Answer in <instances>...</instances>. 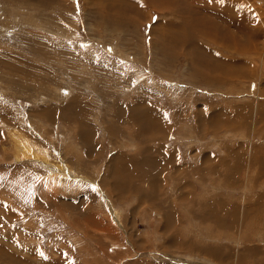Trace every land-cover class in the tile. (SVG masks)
Listing matches in <instances>:
<instances>
[{
    "label": "rangeland",
    "instance_id": "obj_1",
    "mask_svg": "<svg viewBox=\"0 0 264 264\" xmlns=\"http://www.w3.org/2000/svg\"><path fill=\"white\" fill-rule=\"evenodd\" d=\"M246 1L250 19L228 9L252 34L227 50L150 0H0V264H215L208 219L260 264L264 0Z\"/></svg>",
    "mask_w": 264,
    "mask_h": 264
},
{
    "label": "bare ground",
    "instance_id": "obj_2",
    "mask_svg": "<svg viewBox=\"0 0 264 264\" xmlns=\"http://www.w3.org/2000/svg\"><path fill=\"white\" fill-rule=\"evenodd\" d=\"M152 2V6L153 5H157L160 8H162L164 11H169V14H172V15H179V14H182L183 15H186L183 16L184 18V21H183V29H186L187 31H191L195 36H204L205 40H206V37L207 39L210 38L209 40H212V42H215V39L213 36H211L210 34V31L214 30V34L216 31H218V34L220 33L221 35V38H222V42H220V44L222 43L223 45H225L226 47L228 46V48H226L227 50L230 48V46L233 48L232 50H234V48H237V39H239V34H244L248 37H250V34H252L249 30V27L246 26V22L245 21H242V17H233L231 16V11H233L232 9H228L229 5L230 4H233V6L235 7V11L238 12V14L240 12H242L244 14V12H247L246 13V19H250L251 14L253 12H251L250 9H248V1H246V4L244 2V0H237V1H231V0H189V1H193L195 2V6L192 5H189V3L187 4L185 0H183V2L179 1V0H150ZM185 1V2H184ZM156 4H155V3ZM175 5H178V6H182V11H178L180 10V8L177 10V8L175 9ZM158 9V8H156ZM161 9V10H162ZM162 10V12H164ZM160 11V10H159ZM235 14V13H234ZM232 14V15H234ZM237 14V13H236ZM241 15V14H240ZM256 16V15H255ZM249 22V21H248ZM226 24V25H225ZM219 27H220V30H219ZM253 28V27H252ZM254 29V28H253ZM216 30V31H215ZM252 30V29H251ZM254 32V31H253ZM217 34V32H216ZM254 34V33H253ZM176 36V34H175ZM254 36V35H253ZM252 37V35H251ZM255 37V36H254ZM174 37H172L173 39ZM245 39V38H244ZM176 40V39H175ZM240 40V39H239ZM246 40V39H245ZM178 41V40H177ZM176 41V42H177ZM252 41V40H251ZM255 41V39H254ZM252 41V42H254ZM219 41H217L218 43ZM247 43H250L248 40L246 41V46L249 45ZM221 44V45H222ZM245 44V43H244ZM251 44V43H250ZM222 45V46H223ZM240 45V44H239ZM252 46V45H251ZM250 47V46H249ZM249 47H246L245 49H248ZM192 49L193 52L192 53H195L196 54V57H197V60H195V64H199V69L201 71V73L199 75H201L204 79H208L207 81H213L214 78H216V80L222 82V78L219 74V76L217 77H214V73H221V71H223L224 69V65L225 63L222 62V60H217V58H210V56H208V52L210 51L209 48H204L201 44H198L197 42H194L193 41V45H192ZM236 49V50H237ZM241 49V48H240ZM200 50V51H199ZM231 50V48L229 49ZM242 50V49H241ZM250 50V49H249ZM252 50V49H251ZM186 52V50H185ZM203 52L204 54H206L208 56V58H204L207 62V64L204 63V61L202 60L203 59V55L202 53ZM213 52V51H212ZM237 52V51H236ZM188 53V52H187ZM190 53V52H189ZM191 54V53H190ZM194 54V56H195ZM192 56V55H191ZM194 58V57H193ZM192 58V60H193ZM189 59H191L189 57ZM213 60L215 63H210L211 60ZM193 60V61H194ZM233 60V59H231ZM191 61V60H190ZM209 62V63H208ZM230 62H234L233 61H230ZM228 62V63H230ZM218 63V64H217ZM236 64V67L237 69L240 67V63H237V62H234ZM192 64V63H191ZM243 66V65H242ZM194 67V66H193ZM235 66H232L229 70H230V73H234L237 71V69L234 68ZM244 67V66H243ZM242 67V68H243ZM204 69V70H203ZM223 69V70H222ZM245 69V68H244ZM198 70V69H196ZM235 70V71H234ZM248 70V69H247ZM228 71V70H227ZM233 71V72H231ZM238 71H241V70H238ZM198 72V71H196ZM242 72V71H241ZM244 72V71H243ZM246 72V71H245ZM199 73V72H198ZM223 73V72H222ZM227 74V73H226ZM235 74V73H234ZM233 74V75H234ZM238 74H240V72H238ZM244 74V73H243ZM242 74H240V77H241ZM249 75V74H248ZM236 76V75H235ZM239 76V75H238ZM242 77H244V75H242ZM248 77V76H247ZM223 78H226V77H223ZM133 108V107H132ZM135 108V107H134ZM140 109V108H138ZM149 112V111H148ZM126 113V111H125ZM154 113V112H153ZM139 114V113H138ZM146 113H144L145 115ZM134 115V114H133ZM148 116V115H147ZM146 116V117H147ZM145 117V116H144ZM153 119V118H152ZM158 119H161V118H158ZM128 120V119H127ZM147 120V119H146ZM144 121V119H143ZM148 121V120H147ZM150 121V120H149ZM152 121V120H151ZM140 122V121H139ZM153 123H155L154 121H152ZM159 122V121H158ZM157 123V122H156ZM160 123V122H159ZM144 125V124H143ZM153 125V124H152ZM150 126V123L149 125ZM147 127V126H146ZM153 127V126H151ZM150 128V127H149ZM156 126L153 127V129H155ZM162 128V127H161ZM157 129V128H156ZM163 130V129H161ZM259 131V130H258ZM133 132H136L135 130ZM155 132H158V131H155ZM143 133V132H142ZM146 134V133H145ZM156 137V136H155ZM18 146V150H20V153H22V150L24 149L25 151L23 152V157L26 159V158H31V159H35L37 158V155L28 151L27 149H25L23 146V144L20 142ZM20 147V149H19ZM163 150V149H162ZM17 158V157H16ZM21 161H26V160H23L21 159ZM28 161V160H27ZM35 162V160H32ZM41 163H43L44 161H40ZM48 163V162H47ZM45 163V164H47ZM50 163V162H49ZM56 163V162H55ZM54 163V164H55ZM128 164V163H127ZM48 165V164H47ZM46 167V165H45ZM49 169L52 170L51 168V164L49 166ZM59 169V168H58ZM55 170V168H54ZM52 172V171H51ZM54 172V171H53ZM63 173V172H62ZM65 173V172H64ZM55 174V173H54ZM50 175V174H49ZM57 175V174H56ZM65 175V174H64ZM62 175V176H64ZM66 176V175H65ZM48 178V176H47ZM53 178V177H52ZM50 179V178H49ZM48 179V180H49ZM54 179V178H53ZM57 179V178H56ZM55 180V179H54ZM53 180V181H54ZM59 180V179H58ZM63 180V179H62ZM56 181V180H55ZM64 181V180H63ZM116 218V217H115ZM117 220V219H116ZM111 234V233H110ZM241 235V234H240ZM242 238V237H241Z\"/></svg>",
    "mask_w": 264,
    "mask_h": 264
},
{
    "label": "crops",
    "instance_id": "obj_3",
    "mask_svg": "<svg viewBox=\"0 0 264 264\" xmlns=\"http://www.w3.org/2000/svg\"><path fill=\"white\" fill-rule=\"evenodd\" d=\"M264 167V166H263ZM203 182V181H202ZM204 187H203V190H207V192H209L210 190H211V187H207V186H205V185H203ZM215 186L213 185L212 186V188H214ZM193 197H196L195 196V194H193ZM144 198V197H143ZM200 198H202V197H199V200H200ZM203 199V198H202ZM250 219H252V218H246L245 219V222H247L248 220H250ZM208 221H211V222H214V220H212V219H208V220H206L205 222H204V225H205V228H206V230H207V232L205 233V236H206V238L203 240V242L202 243H200L201 245H202V247H200L199 249L201 250V251H203V249L204 248H206V249H208V247L209 248H213V249H215V251H216V254H215V258H214V260H215V264H236V263H238L239 264V262L240 261H243L241 258H240V256H238L237 257V259H236V261H235V255H234V253H233V251H234V248L235 249H239V250H241V249H248V248H258V246H257V244L255 243V242H252L251 241V239H250V237H249V234H248V232H245L244 233V231L241 229V235H238L237 233V236H235V233L234 232H232V230H231V228H229V226H228V224H229V221H227V220H225V222H223L222 221V223H223V225H222V227H220L219 226V223L217 222L216 224H217V226L215 227V225H211V224H208V223H206V222H208ZM256 222H258V220L256 221ZM264 223V222H263ZM263 223H261L260 222V224L257 226L258 228H261L262 227V225H263ZM248 229V228H247ZM253 231H254V229H252ZM258 233L260 234V236H264V232L263 233H261L260 231H258ZM257 234V233H256ZM229 236V237H228ZM237 237H239V240L237 239ZM242 237V238H241ZM222 239H225V240H231V241H233V242H231L232 244H233V246L232 247H227V248H225V251H229L228 253H226L225 254V252H224V249L223 248H219L218 246H220V242H221V240ZM244 244V245H246V246H241L242 244ZM246 247V248H245ZM248 247V248H247ZM259 249V248H258ZM260 251L261 250H258V252L256 253V251H254V253H253V257H254V259H256V256L257 255H261V257H258L257 258V261H259L260 262V264H262L261 263V261H260V259H264V255L263 254H261L260 253ZM230 252L232 253V255H233V258L230 256V255H228V254H230ZM263 253V252H262ZM200 257H205V258H207V256L205 255H203L202 253L200 254ZM202 258H201V260H202ZM260 258V259H259ZM208 259V258H207ZM248 261H250V258H245L244 259V264H252L253 262H248ZM205 262V261H204ZM204 264V263H203Z\"/></svg>",
    "mask_w": 264,
    "mask_h": 264
}]
</instances>
